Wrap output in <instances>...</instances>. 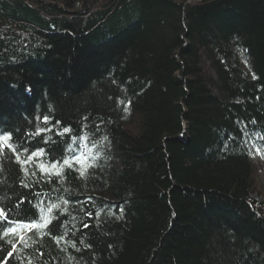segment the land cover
Wrapping results in <instances>:
<instances>
[{
  "label": "trees",
  "instance_id": "obj_1",
  "mask_svg": "<svg viewBox=\"0 0 264 264\" xmlns=\"http://www.w3.org/2000/svg\"><path fill=\"white\" fill-rule=\"evenodd\" d=\"M0 133V264H264V0H0Z\"/></svg>",
  "mask_w": 264,
  "mask_h": 264
},
{
  "label": "snow or ice",
  "instance_id": "obj_2",
  "mask_svg": "<svg viewBox=\"0 0 264 264\" xmlns=\"http://www.w3.org/2000/svg\"><path fill=\"white\" fill-rule=\"evenodd\" d=\"M44 123H47L48 122V117H44V121H43ZM57 123H59L58 121H57ZM42 131H51V129H38V131H37V135H39L40 134V132H42ZM70 131V129H68V128H65V129H63V132L64 133H68ZM58 135L60 134V133H57ZM10 139H11V133H7V134H3V133H0V152H2V150L5 148V147H8V148H10L11 149V145L10 144H8V141H10ZM86 139V138H85ZM48 141L47 140H45V143H47ZM44 154V149H38L37 150V152H35V153H32V156H37V155H43ZM32 157L30 156L29 157V159H31ZM76 163H79L80 161H79V158H77V157H73L72 158ZM64 164L66 165V166H68V167H71L72 166V164H71V162L69 161V160H64ZM40 167H41V170L42 171H46V168H45V166L44 165H40ZM51 167L53 168V169H55L56 167H57V165L55 164V163H53L52 165H51ZM56 175H60V173L59 172H57L56 173ZM81 175H83V173H81ZM22 203V202H21ZM53 207H57L56 205H54ZM0 217H2L3 219H7V215H6V213H4L3 212V210L2 209H0ZM50 221H46L45 222V224L44 225H39V224H37V223H33L32 225H30V227H33V228H35V227H46V225H47V223H49ZM13 231H14V229H13ZM5 234H7V233H5ZM9 255H11V253H9Z\"/></svg>",
  "mask_w": 264,
  "mask_h": 264
},
{
  "label": "rangeland",
  "instance_id": "obj_3",
  "mask_svg": "<svg viewBox=\"0 0 264 264\" xmlns=\"http://www.w3.org/2000/svg\"><path fill=\"white\" fill-rule=\"evenodd\" d=\"M251 164L254 171L255 194L253 199L264 204V158L257 154L251 155Z\"/></svg>",
  "mask_w": 264,
  "mask_h": 264
}]
</instances>
